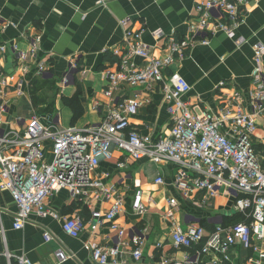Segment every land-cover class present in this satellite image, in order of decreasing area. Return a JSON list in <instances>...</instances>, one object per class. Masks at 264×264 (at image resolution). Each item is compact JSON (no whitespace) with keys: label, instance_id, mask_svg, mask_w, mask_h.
<instances>
[{"label":"built area","instance_id":"2783aa9c","mask_svg":"<svg viewBox=\"0 0 264 264\" xmlns=\"http://www.w3.org/2000/svg\"><path fill=\"white\" fill-rule=\"evenodd\" d=\"M257 1H199L197 19L190 22L187 38L173 39L169 45L171 54L165 59L154 56L144 43L145 28L128 30L123 42L112 47L117 60L107 73L105 95L114 103L97 123L65 128L56 121L45 123L34 114L28 120L17 118L13 127L0 126V192H9L16 206L13 227L23 229L34 214L52 216L61 221L66 234L80 237L87 225L81 213L66 216L49 206L52 195L68 190L89 207L110 203L106 211L92 209V228L108 225L118 232L119 240L112 245L88 242L85 247L93 261L140 264L146 237L135 233L125 240L127 231L117 223L125 210L124 195L116 183L107 182L108 174L99 170L102 160L120 151L124 158L118 163L121 168L127 166L129 158H149L156 163L155 183L159 185L166 184L160 165L175 164L174 187L185 199L203 196L196 203L201 207L222 193L234 200V212L207 219L208 227L204 219L192 218L189 213L181 220L179 199L168 196L164 218L171 225L172 242L177 248L194 249L195 253H187L183 260L162 256L158 264H202L205 256V264H264V131L259 134L260 127L264 130V44L253 45L254 84L247 98L238 91L225 97L217 111H197L185 98L191 84L181 74L169 71V64L184 59L197 42L209 43V34L222 31L238 46L246 43L248 39L238 37L236 28L244 21L250 4ZM129 21L127 18L121 23ZM7 25L0 18V27ZM155 34L162 36L160 31ZM40 44V35L32 37L30 49L18 53L19 59L37 57ZM0 51L5 53L7 46H0ZM138 58L144 62H137ZM77 69V65L70 66L62 85L73 81ZM34 70L40 79L50 77L45 61H38ZM1 84L6 87L7 80L3 78ZM139 88L162 92L171 122L167 135L154 139L133 126L132 116L152 102L149 94L137 91L126 97L127 90ZM0 109L5 111V106ZM148 208L137 192L133 210L143 216ZM5 210L0 205V216ZM44 239L49 242L54 237L44 230ZM157 245L161 247V243ZM126 246L131 247L132 263L122 257ZM237 247L246 252L242 263L235 261L231 253ZM56 257L58 262L69 258L63 249L57 250ZM1 259L6 264H32L27 256L14 255L7 248L0 252Z\"/></svg>","mask_w":264,"mask_h":264},{"label":"crops","instance_id":"0c3cea01","mask_svg":"<svg viewBox=\"0 0 264 264\" xmlns=\"http://www.w3.org/2000/svg\"><path fill=\"white\" fill-rule=\"evenodd\" d=\"M199 1L0 0V18L8 23L0 27V46H7L5 53L0 51V107L5 106V111L0 109V126L13 127L16 117L29 116L24 118L28 120L34 114L45 123L56 121V117H52L57 115L59 106L69 109L71 125L99 122L114 103L105 95L108 70L114 67L117 60L112 47L123 42L128 30L145 28L143 41L151 53L162 59L168 58L171 54L170 42L187 38L190 22L197 19ZM127 18L130 21L122 24L121 20ZM156 31H160L162 36H157ZM236 33L248 41L238 46L235 39L218 31L209 34V43L197 42L184 59L169 64L170 72L181 74L191 84L192 89L185 98L196 106L197 111H217L225 97L229 98L238 91L246 97L252 89L255 66L253 45L256 42L264 44V0L250 4ZM35 35L41 37L38 56L20 60L18 53L30 49V40ZM38 61L47 63L49 78L36 77L34 68ZM136 61L144 62L139 58ZM71 65L78 66L75 77L70 84L62 85L61 80ZM3 78L7 80L6 87L1 84ZM22 81L26 83L20 86ZM33 82L38 83L36 94H33ZM2 90L4 95L1 94ZM43 91H47L44 93L54 101L56 114L50 113L52 117L49 118L41 114L45 104L41 97L47 98L41 94ZM136 91L149 94L152 102L132 116L133 126L151 134L154 139L167 135L171 122L162 92H148L139 88L127 90L126 97H132ZM72 106L79 108L76 120H73L75 109ZM263 131L260 127L259 134H263ZM122 155L120 151H115L113 158L101 161L99 170L107 173V182L116 183L124 195L125 210L117 217V223L127 231L125 240L128 241L135 233L146 237L140 264H158L162 256L183 260L187 253L194 254L191 249L177 248L172 242L171 225L164 218L168 196L179 199L178 217L181 220H184L186 213L192 218L207 221L217 215L227 217L233 210V198L223 193L210 198L206 207L196 204L203 196L183 198L173 185L175 164L160 165L166 184L159 185L155 183L156 163L149 158H129L127 166L121 168L118 163L124 159ZM137 192L141 193L149 207L143 216L133 210ZM0 205L6 209L0 216V252L7 248L14 255L27 256L32 264H96L85 245L88 242L112 245L119 240L118 232L108 225L95 230L92 228L95 222L92 209L106 211L110 207L109 202L91 208L73 198L68 190H61L50 197L49 206L59 214L73 215L86 209V229L78 238L66 234L61 221L52 216L34 214L23 229H15L16 206L9 192H0ZM44 230L50 231L54 239L46 242ZM158 243H161V247H158ZM130 248L126 246L122 255L128 263L133 261ZM58 249H63L69 258L58 262ZM231 253L240 263L246 257V252L239 247ZM206 260L208 256L203 258L202 264Z\"/></svg>","mask_w":264,"mask_h":264},{"label":"rangeland","instance_id":"374dc122","mask_svg":"<svg viewBox=\"0 0 264 264\" xmlns=\"http://www.w3.org/2000/svg\"><path fill=\"white\" fill-rule=\"evenodd\" d=\"M44 92H47V91H43V93H41V94H45L47 96V98L46 97H41L44 100V102H45V104H44V102H42V104H44V105L42 106L43 112L41 114L43 116H45L46 118H49V117H52L49 114L50 113H52V114L55 113L56 114V110H55V108L53 106L54 105V101L51 100V96H48L47 93H44ZM46 100L48 101L49 104H47ZM24 109H25L24 105H22V110H24ZM27 115H28V113H27ZM17 118H29V116L16 117L15 119H17ZM53 118H55L56 121H59L60 125L62 127L66 128V127L72 126L71 125V115H70L69 109L64 107V106H59L58 107V113H57V115L53 116L52 119ZM183 226L186 227V224L184 222H183Z\"/></svg>","mask_w":264,"mask_h":264},{"label":"trees","instance_id":"16d2710c","mask_svg":"<svg viewBox=\"0 0 264 264\" xmlns=\"http://www.w3.org/2000/svg\"><path fill=\"white\" fill-rule=\"evenodd\" d=\"M39 89L38 87V83L37 82H33V94H36V91ZM74 109H75V114H74V117H73V120H76L78 118V112H79V108H75V106H72ZM73 125H76V124H73ZM86 214V209L83 210V212H81V215L84 217V215ZM238 219H240V217H238ZM204 224L206 226L209 227V224L205 221ZM194 253H195V250L194 249H191ZM0 264H6L5 260L1 259L0 260Z\"/></svg>","mask_w":264,"mask_h":264}]
</instances>
